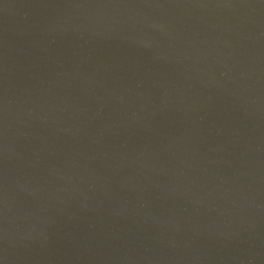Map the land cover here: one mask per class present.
<instances>
[{
	"label": "water",
	"instance_id": "95a60500",
	"mask_svg": "<svg viewBox=\"0 0 264 264\" xmlns=\"http://www.w3.org/2000/svg\"><path fill=\"white\" fill-rule=\"evenodd\" d=\"M0 264H264V0H0Z\"/></svg>",
	"mask_w": 264,
	"mask_h": 264
}]
</instances>
